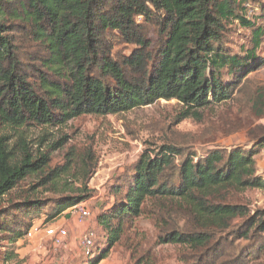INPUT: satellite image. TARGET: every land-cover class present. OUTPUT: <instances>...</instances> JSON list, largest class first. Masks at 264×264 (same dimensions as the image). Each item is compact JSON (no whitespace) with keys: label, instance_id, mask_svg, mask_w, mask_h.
I'll use <instances>...</instances> for the list:
<instances>
[{"label":"trees","instance_id":"16d2710c","mask_svg":"<svg viewBox=\"0 0 264 264\" xmlns=\"http://www.w3.org/2000/svg\"><path fill=\"white\" fill-rule=\"evenodd\" d=\"M251 1L0 0V127H56L159 100L177 101L182 118L201 122L205 110L244 92L249 75L264 66V18L248 15ZM235 23L251 35L242 56L223 44ZM116 40L135 49L117 58ZM247 101L264 119V92L255 90ZM248 139L250 150H211L180 161L173 146L143 152L128 184L112 189L113 201L97 216L105 246L85 264H100L145 215L155 221L160 245L208 251L202 264H264V209L251 212L225 200L231 191L264 188L254 161L264 148V126L252 128ZM18 152L0 136V199L47 167L46 157L34 160L24 141ZM82 199L9 205L0 211V232L13 245L49 206L45 223ZM238 237L252 240L239 258L231 243Z\"/></svg>","mask_w":264,"mask_h":264},{"label":"rangeland","instance_id":"374dc122","mask_svg":"<svg viewBox=\"0 0 264 264\" xmlns=\"http://www.w3.org/2000/svg\"><path fill=\"white\" fill-rule=\"evenodd\" d=\"M248 5V15L264 18V0H252ZM141 20L137 18L136 22ZM250 37L249 30L235 23L229 27L223 44L232 54L242 56L250 46ZM149 38L155 44L156 35L151 33ZM155 48L151 46V51ZM134 49L133 45L116 40L111 53L120 58ZM259 54L264 58V41ZM243 89L244 92H235L231 100L205 110L201 122L182 118L177 101L159 100L117 115L82 116L56 127L28 126L18 130L0 127V136L8 140L16 154L20 141H24L34 160L45 156L48 161L42 173L30 176L0 199V211L31 200L47 202L58 197H80L91 213V218L81 224L67 210L48 219L46 227H61L68 234L59 248L52 245L42 230L30 242L22 237L13 245L7 234L0 232V264H85L80 246L82 234L92 232L96 248H104V232L96 218L113 201L112 189L116 186L122 189L128 184L133 166L145 151L173 146L182 153L180 161L191 155L202 157L211 150L227 152L234 147L250 150L248 132L257 125L264 126V119L253 114L247 98L257 89L264 92V66L249 75ZM257 150L256 177L264 183V148ZM225 200L246 206L251 212L264 209V188L231 191ZM51 209L52 206L46 208L35 220L45 219ZM158 235L153 218L145 215L135 220L101 264H202L204 252L205 256L208 252L160 245ZM231 243L239 258L250 249L252 240L238 237Z\"/></svg>","mask_w":264,"mask_h":264},{"label":"built area","instance_id":"2783aa9c","mask_svg":"<svg viewBox=\"0 0 264 264\" xmlns=\"http://www.w3.org/2000/svg\"><path fill=\"white\" fill-rule=\"evenodd\" d=\"M67 213L76 219L80 224L91 218V213L84 202L68 208ZM46 224L45 219L41 220L39 223H36L35 221L23 237L24 240L30 242L31 239H33L36 234L42 230L44 236L49 238L55 248L61 247L68 237L66 230L61 227H46ZM80 246L84 257L91 258L94 249L96 248L94 243V234L90 231H85L81 236Z\"/></svg>","mask_w":264,"mask_h":264},{"label":"crops","instance_id":"0c3cea01","mask_svg":"<svg viewBox=\"0 0 264 264\" xmlns=\"http://www.w3.org/2000/svg\"><path fill=\"white\" fill-rule=\"evenodd\" d=\"M39 222H40V220H37V221H36V223H39Z\"/></svg>","mask_w":264,"mask_h":264}]
</instances>
